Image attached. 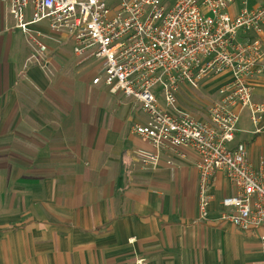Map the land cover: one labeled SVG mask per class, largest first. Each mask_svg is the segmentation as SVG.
Instances as JSON below:
<instances>
[{
    "label": "crops",
    "instance_id": "1",
    "mask_svg": "<svg viewBox=\"0 0 264 264\" xmlns=\"http://www.w3.org/2000/svg\"><path fill=\"white\" fill-rule=\"evenodd\" d=\"M0 3V264L264 263L259 233L223 219L221 201L236 193L224 172L214 177L203 219L199 155L180 148L163 152L155 167L144 163L142 152L153 148L131 132L132 123L144 122L136 101L64 78L57 64L81 59L69 38L47 39L62 64L50 45L48 62L36 61ZM228 77L209 78L195 96L219 100ZM253 82L254 101L264 103V72ZM187 91L178 97L182 109ZM184 110L209 119L208 111ZM236 111L232 145L245 144L258 168L264 114L257 130L248 108Z\"/></svg>",
    "mask_w": 264,
    "mask_h": 264
},
{
    "label": "built area",
    "instance_id": "2",
    "mask_svg": "<svg viewBox=\"0 0 264 264\" xmlns=\"http://www.w3.org/2000/svg\"><path fill=\"white\" fill-rule=\"evenodd\" d=\"M36 61L48 62L47 39L69 38L75 56L101 63L92 83L136 101L144 122L131 132L147 141L144 163L190 148L199 155V212L209 218L210 190L221 171L236 188L222 199L223 219L258 232L264 254V160L251 163L245 144L232 145L248 108L257 130L264 103L255 102V77L264 72V0H1ZM238 2L242 3L239 7ZM228 74L220 99L202 120L179 107L183 88L201 93ZM168 163H172L171 160ZM264 264V263H263Z\"/></svg>",
    "mask_w": 264,
    "mask_h": 264
},
{
    "label": "rangeland",
    "instance_id": "3",
    "mask_svg": "<svg viewBox=\"0 0 264 264\" xmlns=\"http://www.w3.org/2000/svg\"><path fill=\"white\" fill-rule=\"evenodd\" d=\"M260 0H257V2H259ZM1 2V0H0ZM256 3V0H247V4L248 6H253ZM239 7L242 6L241 2H238ZM5 5L0 3V17L2 15V8H4ZM51 49H52V53H51V57L54 59V61L56 63H60V64H65V67L61 68V66L59 64H57L60 67V74H63L65 77L67 78L69 75L71 76H75L76 79H81L84 82L89 81L92 83L93 78L99 73L100 69H101V63L97 60H82V59H76L75 57H72L69 59L68 57L65 58L62 63L60 58H58L57 56H54L55 53H53L55 51V43H50L49 44ZM70 47V46H68ZM53 63V62H52ZM71 64V71H67L66 68L67 66ZM48 66V65H44ZM46 68V67H45ZM67 74H69L67 76ZM63 77V76H61ZM184 94V93H182ZM196 93L194 92H186V98L188 100H186V98H181L180 100V105H182L185 109L189 107H191L192 111L197 112V113H201V114H205L208 111L209 106L214 102V100H210L208 98H204L203 96L199 97V96H195ZM181 93L179 95L180 98ZM183 108V109H184ZM189 111V110H188ZM133 126V123L131 124V127Z\"/></svg>",
    "mask_w": 264,
    "mask_h": 264
}]
</instances>
